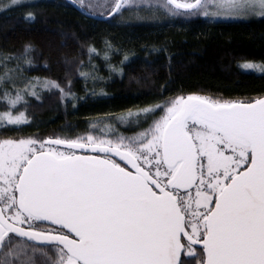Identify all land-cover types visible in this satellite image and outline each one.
Listing matches in <instances>:
<instances>
[{
	"label": "snow or ice",
	"instance_id": "obj_1",
	"mask_svg": "<svg viewBox=\"0 0 264 264\" xmlns=\"http://www.w3.org/2000/svg\"><path fill=\"white\" fill-rule=\"evenodd\" d=\"M131 2L114 0L108 15ZM78 3L85 14L104 7ZM159 6L173 16H264V0ZM32 59L31 45L0 55V80L13 82L12 60L20 68ZM37 86L71 94L55 80L29 81L25 91L36 96ZM0 100L8 106L0 127L27 123L11 110L19 89ZM158 109L132 136L0 139V264H264V96L180 95L141 110L144 122ZM141 112L120 119L139 126Z\"/></svg>",
	"mask_w": 264,
	"mask_h": 264
},
{
	"label": "trees",
	"instance_id": "obj_2",
	"mask_svg": "<svg viewBox=\"0 0 264 264\" xmlns=\"http://www.w3.org/2000/svg\"><path fill=\"white\" fill-rule=\"evenodd\" d=\"M93 2L104 5L97 11L106 15L114 0ZM165 2L134 0L121 14L98 21L66 0H24L5 8L11 1H0V55H19L31 45L33 57L31 65L20 62L17 68L15 60L8 64L18 72L9 75L18 76L21 85L0 80V93L5 88L13 96L21 91L23 100L11 110L27 117L20 126L0 127V138H75L88 132L109 138L132 136L163 110L139 126L134 120L136 126H122L115 117L155 108L176 96H264V72L241 66L264 65V16L216 21L173 16L159 6ZM131 12L138 17L131 18ZM29 13L34 19L27 18ZM3 73L0 66V77ZM34 79L55 80L71 94L62 98L58 89L35 88L37 95H31V88L25 87ZM7 107L0 100V112Z\"/></svg>",
	"mask_w": 264,
	"mask_h": 264
},
{
	"label": "rangeland",
	"instance_id": "obj_3",
	"mask_svg": "<svg viewBox=\"0 0 264 264\" xmlns=\"http://www.w3.org/2000/svg\"><path fill=\"white\" fill-rule=\"evenodd\" d=\"M0 1H3V2H6V1H11V0H0ZM20 1H24V0H18V2H20ZM27 1H33V0H27ZM133 2V4H134V0H132ZM108 2V0H103V4H106ZM132 3L131 4H129V5H125L124 7H126V9H128L129 8V6H132ZM79 4V3H78ZM8 5H11V4H8ZM80 5V4H79ZM123 7V8H124ZM3 8H5L4 6H3ZM210 11L212 10L211 8L209 9ZM95 15H101V11H96V14ZM28 16V15H27ZM131 18H137L138 17V15L136 14V12H131V14L129 15ZM195 16H197V17H201V18H203V19H206V20H213V21H216V20H246V19H249V18H251V17H262V16H259V15H249V16H242V17H206V16H204V15H202V14H198V15H195ZM93 53H95V52H93ZM244 64V63H243ZM243 64L241 65L242 66V68L243 69H245V70H252V71H256V72H260L259 71V69H246V68H244L243 67ZM254 64V63H253ZM14 73H18V72H14ZM11 77H13L12 75H11ZM38 79H34V80H32V81H30L31 83H33V84H35L36 83V81H37ZM12 83L14 84V85H17L18 83H20L19 82V77L18 76H16V77H13V79H12ZM24 81V80H23ZM39 81H41V80H39ZM22 82V81H21ZM20 85H21V83H20ZM38 88L40 89V90H44L45 88H42V87H40V86H37L36 87V89H37V91H38ZM32 91V89H30L29 91H28V93H30ZM137 112H141V111H130V112H128V113H126L125 115H122V116H117V117H115L114 118V120H116V122L117 123H121V125L122 126H127V125H129L126 121H121V117H128V114L129 113H137ZM163 115V111H162V113H160V115L158 116V117H156V118H154L153 120H155V119H159L161 116ZM142 117H143V113L141 112V117H140V122L139 123H143V121L144 120H142ZM133 120H134V122H135V117H133L132 118ZM153 120L151 121V123L153 122ZM136 123V122H135ZM150 123V124H151ZM149 124V125H150ZM132 126H136V124H132ZM149 127V126H148ZM147 128V127H146ZM140 131H142V130H140ZM139 131V132H140ZM20 138H22V137H20ZM23 138H28V137H23ZM8 139H10V138H8Z\"/></svg>",
	"mask_w": 264,
	"mask_h": 264
},
{
	"label": "water",
	"instance_id": "obj_4",
	"mask_svg": "<svg viewBox=\"0 0 264 264\" xmlns=\"http://www.w3.org/2000/svg\"><path fill=\"white\" fill-rule=\"evenodd\" d=\"M67 3H69L72 7H74L78 12H80L82 15L98 20V21H105L110 19L112 16H109L108 14L106 15H92V14H85L87 12L86 9H82L81 6L77 3L74 2V0H66ZM187 96V95H186Z\"/></svg>",
	"mask_w": 264,
	"mask_h": 264
},
{
	"label": "flooded vegetation",
	"instance_id": "obj_5",
	"mask_svg": "<svg viewBox=\"0 0 264 264\" xmlns=\"http://www.w3.org/2000/svg\"><path fill=\"white\" fill-rule=\"evenodd\" d=\"M186 96V95H185ZM20 138V137H19ZM18 137H10V139H19ZM0 139H8V138H0ZM197 249H199V245L195 246Z\"/></svg>",
	"mask_w": 264,
	"mask_h": 264
},
{
	"label": "bare ground",
	"instance_id": "obj_6",
	"mask_svg": "<svg viewBox=\"0 0 264 264\" xmlns=\"http://www.w3.org/2000/svg\"><path fill=\"white\" fill-rule=\"evenodd\" d=\"M166 1V0H165Z\"/></svg>",
	"mask_w": 264,
	"mask_h": 264
}]
</instances>
